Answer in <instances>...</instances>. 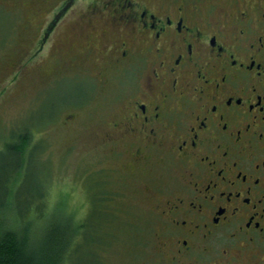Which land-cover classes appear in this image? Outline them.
Returning a JSON list of instances; mask_svg holds the SVG:
<instances>
[{"label":"flooded vegetation","instance_id":"af4514ba","mask_svg":"<svg viewBox=\"0 0 264 264\" xmlns=\"http://www.w3.org/2000/svg\"><path fill=\"white\" fill-rule=\"evenodd\" d=\"M53 5L34 55L47 47L57 86L87 91L65 122L101 100L88 135L146 169L161 154L172 172L158 262L264 264V0Z\"/></svg>","mask_w":264,"mask_h":264},{"label":"rangeland","instance_id":"374dc122","mask_svg":"<svg viewBox=\"0 0 264 264\" xmlns=\"http://www.w3.org/2000/svg\"><path fill=\"white\" fill-rule=\"evenodd\" d=\"M53 2L0 0V150L24 131L42 144L40 164L46 171L35 168L36 180L45 171L47 207L58 213L54 219L84 221L93 204L97 208L102 202L103 214H98L104 215V244L95 254L100 264H160L164 259L159 245L161 218L155 208L162 188L173 182L168 178L172 172L161 154L154 155L146 169L134 165L124 149L123 157L115 159L100 137L88 135V130L97 129L96 117L108 114L102 115L107 104L101 100L88 97L81 114L65 122L73 109L61 105L79 103L87 91L57 86V60L54 53H46L47 47L34 55L40 24L57 12ZM47 54L49 60L43 63Z\"/></svg>","mask_w":264,"mask_h":264},{"label":"trees","instance_id":"16d2710c","mask_svg":"<svg viewBox=\"0 0 264 264\" xmlns=\"http://www.w3.org/2000/svg\"><path fill=\"white\" fill-rule=\"evenodd\" d=\"M90 137L103 143L100 135ZM43 148L24 131L0 150V264H100L95 254L104 244V205L99 201L96 208L95 202L81 222L54 219L58 213L47 207L46 166L40 164ZM39 166L45 171L37 181Z\"/></svg>","mask_w":264,"mask_h":264}]
</instances>
